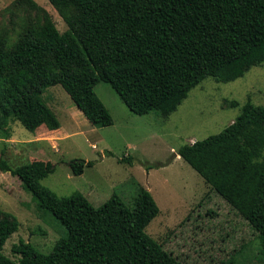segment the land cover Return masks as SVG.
<instances>
[{
    "label": "trees",
    "instance_id": "trees-1",
    "mask_svg": "<svg viewBox=\"0 0 264 264\" xmlns=\"http://www.w3.org/2000/svg\"><path fill=\"white\" fill-rule=\"evenodd\" d=\"M68 25L61 32L35 0H16L35 11L14 37L0 30V130L11 120L30 131L61 122L43 98L60 84L90 123H114L95 92L109 83L136 114L168 118L203 80L229 82L264 63V0H49ZM264 239V106L248 101L226 128L178 150ZM92 161L75 160V175ZM0 169L18 176L38 207L66 228L50 253L31 242L4 253L20 222L0 206V264H185L146 232L159 214L153 194L141 188L133 208L114 194L96 207L82 192L58 196L42 184L54 171L35 160ZM264 243V242H263Z\"/></svg>",
    "mask_w": 264,
    "mask_h": 264
},
{
    "label": "rangeland",
    "instance_id": "rangeland-1",
    "mask_svg": "<svg viewBox=\"0 0 264 264\" xmlns=\"http://www.w3.org/2000/svg\"><path fill=\"white\" fill-rule=\"evenodd\" d=\"M15 1L0 0V30L12 37L36 19L34 10L18 7ZM35 1L61 32L68 29L49 0ZM95 92L109 108L112 125H93L60 84L52 85L43 98L61 127L51 131L42 125L33 132L11 120L10 138L0 130V158L14 169L35 160L51 162L54 171L42 184L58 196L82 192L96 207L116 194L133 208L140 189L150 190L160 212L146 232L185 264H264V239L178 155L182 145L226 128L248 101L264 106V63L229 82L206 78L166 119L156 111L136 114L104 81ZM75 160L93 165L75 175L70 167ZM0 206L20 222L4 245V253L13 259L19 258L13 246L22 240L50 253L66 234L51 212L38 207L22 180L1 169Z\"/></svg>",
    "mask_w": 264,
    "mask_h": 264
},
{
    "label": "crops",
    "instance_id": "crops-1",
    "mask_svg": "<svg viewBox=\"0 0 264 264\" xmlns=\"http://www.w3.org/2000/svg\"><path fill=\"white\" fill-rule=\"evenodd\" d=\"M77 111H79V110H77ZM80 113V112H79ZM83 113V112H82ZM51 131H55V130H51Z\"/></svg>",
    "mask_w": 264,
    "mask_h": 264
}]
</instances>
